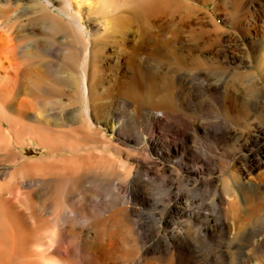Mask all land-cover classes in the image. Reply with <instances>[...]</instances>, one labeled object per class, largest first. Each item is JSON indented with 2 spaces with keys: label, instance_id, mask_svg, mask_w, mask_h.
<instances>
[{
  "label": "bare ground",
  "instance_id": "obj_1",
  "mask_svg": "<svg viewBox=\"0 0 264 264\" xmlns=\"http://www.w3.org/2000/svg\"><path fill=\"white\" fill-rule=\"evenodd\" d=\"M210 1L0 0V264L225 263V241L215 238L225 222L149 221L134 205L150 200L156 178L90 136L101 139L106 125V63L128 69L115 86L126 115L109 130L132 128L141 104L176 113L168 84L209 65L213 28H201L198 14ZM236 1L231 14L244 18ZM32 142L39 156L28 154Z\"/></svg>",
  "mask_w": 264,
  "mask_h": 264
},
{
  "label": "rangeland",
  "instance_id": "obj_2",
  "mask_svg": "<svg viewBox=\"0 0 264 264\" xmlns=\"http://www.w3.org/2000/svg\"><path fill=\"white\" fill-rule=\"evenodd\" d=\"M255 1H236L235 11H243L244 18L231 14L234 0L200 5L199 25L213 28V49L203 52L209 65L201 67L202 72L197 69L194 79L185 75L190 79L176 78L168 84L176 113L162 115L159 109L141 104L135 119L129 120L132 128L125 125L115 132L109 130L116 117L123 120L126 115L125 107L116 101L115 86L120 83L118 74L121 78L128 69L126 63L122 72L115 64H104L99 90L107 126L101 123V139L90 135L97 137L94 140L100 145L103 141L109 144L112 154L133 167L139 160L156 178L146 191L150 200L134 205L150 216L149 221L225 222L226 232L222 234L217 228L215 234L221 245L225 241L224 264H237L238 260L241 264L264 263V204L260 203L264 197V18L261 5ZM165 71L162 67L159 76ZM155 113L161 120L152 121ZM95 141L90 149L97 148ZM34 145L32 142L25 148L36 157L42 148ZM161 179L168 184L158 186ZM154 202L156 205H151ZM246 214L249 216L243 220ZM163 228L160 225L161 234ZM236 248L241 252L235 261Z\"/></svg>",
  "mask_w": 264,
  "mask_h": 264
}]
</instances>
